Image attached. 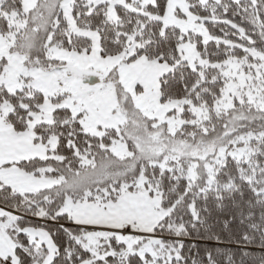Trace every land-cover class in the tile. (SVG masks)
<instances>
[{"label":"snow or ice","instance_id":"6c2138e0","mask_svg":"<svg viewBox=\"0 0 264 264\" xmlns=\"http://www.w3.org/2000/svg\"><path fill=\"white\" fill-rule=\"evenodd\" d=\"M0 264H264V0H0Z\"/></svg>","mask_w":264,"mask_h":264},{"label":"trees","instance_id":"16d2710c","mask_svg":"<svg viewBox=\"0 0 264 264\" xmlns=\"http://www.w3.org/2000/svg\"><path fill=\"white\" fill-rule=\"evenodd\" d=\"M197 243H198L202 253H203L205 248H213L214 247V245L210 242H197ZM228 248L231 249V251L235 254L236 259L239 260L240 249L236 248L235 246H225V250H227ZM218 258L222 259V257H218Z\"/></svg>","mask_w":264,"mask_h":264}]
</instances>
